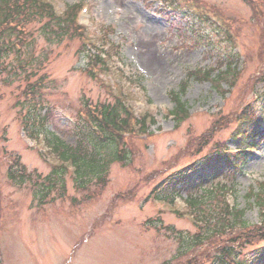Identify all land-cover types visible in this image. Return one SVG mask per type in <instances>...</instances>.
Returning <instances> with one entry per match:
<instances>
[{
	"label": "rangeland",
	"instance_id": "rangeland-1",
	"mask_svg": "<svg viewBox=\"0 0 264 264\" xmlns=\"http://www.w3.org/2000/svg\"><path fill=\"white\" fill-rule=\"evenodd\" d=\"M49 1L59 11L81 4L80 23L118 44L121 56L111 64L113 76L99 70L93 78L78 54L80 40H46L30 11L17 30L14 18L8 22L18 31L15 42L24 46L17 43L0 66V264H201L212 262L229 237L245 240L254 229L251 242L241 245L242 256L246 264H262L256 255L264 248V232L258 230L264 227V207L250 202L248 191L255 187L253 194L264 181V123L256 127L258 145L244 171L224 170L201 181L203 189L214 192L211 197L202 193L205 204L230 200L244 207L246 225L240 222L205 240L208 225L200 208L186 201L185 189L172 203L146 196L169 173L196 164L208 151L234 148L245 109L262 107L264 0H177L176 8L170 0ZM5 17L0 10V23ZM204 37L218 48L206 46ZM30 54L34 58L21 61ZM225 56L237 58V66L216 85L192 76L226 69ZM28 66L46 76L43 92L54 108L49 130L70 145L77 144L72 121L85 101L113 99L120 91L137 114L150 111L157 123L148 135L129 137V163L113 162L105 182L94 177L81 189L73 180L76 168L71 169L66 192L57 188L39 202L32 185L20 186L7 175L16 154L35 175H46L60 163L45 151L44 140L29 138L23 129L27 82L21 73ZM177 96L189 108L181 122L179 114H170ZM258 116L264 117V109ZM193 193L199 196L201 190Z\"/></svg>",
	"mask_w": 264,
	"mask_h": 264
},
{
	"label": "trees",
	"instance_id": "trees-1",
	"mask_svg": "<svg viewBox=\"0 0 264 264\" xmlns=\"http://www.w3.org/2000/svg\"><path fill=\"white\" fill-rule=\"evenodd\" d=\"M249 3L255 0H247ZM260 0H258V3ZM75 5L69 6L65 11L59 12L55 7L45 0H0V10L4 12L5 21L0 23V64L5 59L16 51L17 43L15 42L18 31L15 29H9L8 22L11 18L15 19V28L19 24L20 18H23V13L26 15L29 11L33 15L38 17L41 22L40 29L46 40L54 43H61L65 40H82V45L79 48L78 54L84 60L88 61L89 67H86V71L91 77H95L96 73L92 69V65L96 67L109 68L107 58L110 56V50H117L111 41L107 42L103 39L93 40L86 31V28L81 27L77 23ZM85 30V31H84ZM32 32H30L31 34ZM18 39V38H17ZM207 41L206 46L211 47L212 50L218 48L216 41L206 40L205 37L201 40ZM29 45L33 44L32 40L28 41ZM27 43V44H28ZM26 44V45H27ZM110 48L106 49V48ZM232 50V49H231ZM233 51V50H232ZM234 53V51H233ZM116 54H119L116 53ZM229 55L231 51H229ZM34 58L33 54L29 57ZM224 62L229 66L231 70H222L215 76L212 71L205 72L203 75H198L197 72H193V75L199 78L212 79L214 83L217 80L223 79L233 70V66H237V58L231 59L227 56L223 57ZM37 68L32 66L24 67L21 76H26L27 82L26 93H29L24 99L27 109L24 112L23 123L26 126L31 136H36L37 132H41L40 127H46L48 122L53 119L52 112L53 106L49 102L47 96L43 92V87L46 84L45 74L38 76ZM197 74V75H196ZM37 76V77H36ZM33 77H36L33 79ZM31 82V83H30ZM262 100V107L254 104V109L246 108L243 117L246 118L245 130L255 131L256 121L259 118L258 109H264V96L260 98ZM85 111L79 113L73 119V127L76 134L79 135L76 145H70L66 143L59 135L52 134L50 136L54 148L59 155L66 160H72L76 166L77 174L73 177L76 186L81 189H87L89 183L94 177L98 181L105 182L106 176L110 171L111 164L115 161H121L123 163H129V152L132 151L129 145V138L127 135H131L137 131H145L147 127V114L142 117H137L131 111L128 102L117 96L113 99L96 102L95 104L90 101H85ZM175 113L180 115V122L188 117V109L184 102L181 101L180 96L176 97V109ZM114 146L113 148H110ZM245 156V155H242ZM242 160V161H241ZM247 160L246 157L240 158V155L233 159L230 155L221 152L220 149L207 152L201 160L197 162L195 166H188L179 169L172 174L165 177L157 186V197H169L178 193L182 189L191 192V201L199 207L201 210L199 214L202 216V220L207 223L206 234L215 236L218 233L223 236L227 231L233 230L243 222L246 225L245 210L239 208L237 205L229 206L227 201H216L217 204H205L204 199H200L199 196L193 195V191L200 187L201 181L207 179L209 176H215L223 172L224 170L236 174L241 170V163ZM240 161V162H238ZM8 175L19 185H32L37 196H39V202L45 201V197L49 196L55 189L66 188L67 171L64 167H53L47 175L36 174L34 171H29L27 166L21 161L20 155L15 156L13 162L9 165ZM200 175L198 178L197 176ZM205 177V179L203 178ZM202 178V179H201ZM210 197L213 191L208 190ZM202 196V195H200ZM256 198L257 204L264 207V184L260 188V191L253 194H248V199ZM209 198V197H208ZM206 199V198H205ZM209 207V208H207ZM242 224V225H243ZM223 230L220 231V229ZM263 230L264 227H259L258 230ZM257 234L256 230H251L245 236V240H242L240 235H234L228 238L226 244L220 248L218 253H215V259L209 264H244V258L242 256L241 245L246 242H251V238ZM263 260L264 264V248L261 250L256 258ZM246 261V260H245ZM201 264H205L201 262ZM249 264H252L250 262Z\"/></svg>",
	"mask_w": 264,
	"mask_h": 264
}]
</instances>
